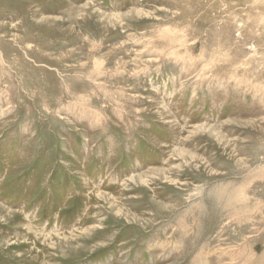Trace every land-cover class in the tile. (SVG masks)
I'll return each instance as SVG.
<instances>
[{"label": "rangeland", "instance_id": "374dc122", "mask_svg": "<svg viewBox=\"0 0 264 264\" xmlns=\"http://www.w3.org/2000/svg\"><path fill=\"white\" fill-rule=\"evenodd\" d=\"M0 264H264V0H0Z\"/></svg>", "mask_w": 264, "mask_h": 264}]
</instances>
